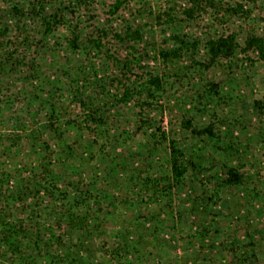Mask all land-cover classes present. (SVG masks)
Masks as SVG:
<instances>
[{
  "label": "trees",
  "instance_id": "16d2710c",
  "mask_svg": "<svg viewBox=\"0 0 264 264\" xmlns=\"http://www.w3.org/2000/svg\"><path fill=\"white\" fill-rule=\"evenodd\" d=\"M133 1L137 8L122 13ZM222 2L0 0V222L9 228L4 239L15 258L23 264H140L141 258L130 259L132 252L156 255V234L167 222L177 225L168 199L182 196L191 171L205 167L194 156L209 144L243 155L232 146L243 142V132L227 124L232 116L228 78L216 80L208 73L249 69L264 60V37L249 20L251 0ZM101 8L108 12L102 14ZM207 18L205 30L194 34L199 20ZM93 54L101 57L94 60ZM151 56L160 66L157 74H137ZM113 68L114 78L101 75ZM178 84L201 91L206 104L201 96H182ZM166 95L182 98L168 103ZM134 102L142 111L157 107L164 116L174 114L167 127L154 124L153 117L136 119L135 130L116 127L121 112L132 110ZM181 105L187 110L183 116ZM195 111L205 114V121L211 113L215 117L197 126L188 116ZM252 111L260 124L264 97ZM90 130L95 140L87 139ZM185 130L198 139L197 146L182 138ZM138 137L147 149L143 159L161 164L156 176L142 175ZM130 144L133 170L126 174L117 161L123 154L118 149ZM221 166L215 175H202L211 193L206 203L197 197L194 207L175 210L188 224L215 212L211 203L221 202V190L241 186L239 167ZM192 193L187 197L192 199ZM144 205L159 209L158 221L154 214L150 220L135 214ZM113 221L118 224L114 232L109 228ZM201 230L212 232L206 225ZM163 234L172 244L170 232Z\"/></svg>",
  "mask_w": 264,
  "mask_h": 264
},
{
  "label": "rangeland",
  "instance_id": "374dc122",
  "mask_svg": "<svg viewBox=\"0 0 264 264\" xmlns=\"http://www.w3.org/2000/svg\"><path fill=\"white\" fill-rule=\"evenodd\" d=\"M221 1H223L222 3L230 4L234 0ZM251 1L252 2L247 3V6L250 9H253L252 16H250L249 20H254V25L259 28L260 34L264 37V0ZM232 3L234 4L235 2ZM156 7H159V5L156 4ZM133 8H137V3L134 1L130 6H126L125 9L122 10V13L126 14V12L128 13L130 10H134ZM106 11L108 12L107 9L101 8L102 14H105ZM146 18L148 19L150 17L145 16L144 19ZM209 20V18L203 21L199 20L198 24L200 25H198L197 29H193L194 34L205 30ZM248 23L250 24V22ZM252 24L253 23L250 25ZM189 31L192 32V30ZM161 35L162 34L158 32L156 37L160 39ZM93 56L95 58L94 60H98L101 57L100 54V57L98 55L95 57L94 54ZM147 64L148 65L145 66L147 68L144 69L145 71L141 69L137 72V74H147L148 71L157 74L160 70V66L157 64V60L154 59L153 56L149 57ZM114 70L115 68L111 69V71H107L106 73L102 72L101 75H107L114 78L116 76V71ZM236 72L237 74L235 75L234 73ZM119 73L120 72L117 74ZM208 75L213 78L215 77L216 80H218L219 77L223 78V80L228 78L227 80L229 87L231 88L232 95L228 96L231 98V101L227 104L230 110L229 115L232 116L230 117V123L227 121V124L230 125V127L236 128V133L243 132V142L239 145H235V147L232 145L235 150H241L243 155L238 156L235 153H233V155H229L228 153L217 150L209 143V145L206 146V151L202 153L199 152L196 155L194 154L196 163L204 161L205 167L200 169L198 168L196 171H191V174L189 175L190 178L187 181L188 184L186 190L182 191L184 192L182 196L177 195L178 197L175 196L174 199L172 197L168 199L167 197L168 203L171 201L175 208L174 215L177 214L178 217L177 219L175 218L177 225L175 226L172 222H167L166 224H163L164 226L161 228V224L156 223V221L159 220L157 217L159 209L155 206H150L146 209L147 206L144 205V207L137 210L138 212L135 213L145 216L143 218L148 220H150L154 214L156 221H152V223L149 221L147 224L153 226L154 229L155 226L158 225L162 232L160 234H156L159 239L155 248L156 255L148 256L149 251L146 250L145 252L147 255L144 257V254H138L134 251L132 252L133 256L130 258L134 262L135 260L141 258L140 260H143V262L140 264H264V112L260 114V124L259 122L255 123L253 121L254 117H251L250 115V113H253L252 110L255 108V101L262 100L264 97V60L257 59L256 63L249 69L235 67L232 69L220 70L219 68H214L208 73ZM185 83L187 84V82ZM177 86L179 90H181L182 96H186L189 100L196 96H201L200 100L203 101V106L206 104L205 100L202 99L203 94L200 93L201 91L193 92V90H191L189 92L188 88L184 85L178 84ZM118 87L119 86L116 83L113 90H116ZM178 96L166 95L165 101L168 103L171 100L178 101V98H182ZM136 100H138V98H136ZM132 107V110L124 109V111L121 112L122 116L119 117V124L116 127L121 128L122 130H135L136 119L141 118L142 120L144 118L149 119L151 117L154 118L152 119L154 124L167 127L170 121L169 118H171L174 114L167 113V115L164 116L159 112L157 107L148 111H142L144 109L141 107V104L138 103L137 105L135 102ZM216 109H218V113H221L219 107ZM186 113L187 110L181 105L179 114H182L183 116ZM189 115L194 117L193 119L195 121V125L197 126L205 125L215 117L214 113H211L210 115L205 116L208 118V121H205V119H203L205 114L201 115L199 114V111L192 112L188 114V116ZM239 122L240 125H238ZM8 125L10 124H7V126ZM92 132L94 131L90 130L87 138L90 141L95 140L96 138L95 134ZM181 136L183 139L187 138V144L190 147L193 148V144H196L197 146L198 143L195 141L198 139L193 137V134L190 131L185 130ZM231 138L233 141H236V143L238 142V140L234 139L235 137L233 138L230 136L229 140ZM142 140V137H138L135 141V144H138L137 147L139 145L141 146V155L139 157L140 160L142 159V167L140 166L142 168V175L146 178L147 176H156L161 171V164L153 163L150 159L149 161L143 159L147 158L148 155L147 149L144 148ZM229 142L232 143L231 141ZM133 146L134 144L126 146L122 145V147L118 149V151L123 154L118 156L117 161L121 164V169L126 174L130 171L132 172L133 170V157L131 156ZM209 153H211V155ZM160 156L164 160L168 157L167 153L163 151ZM226 162L230 165H237L239 167V171L241 175H243L241 186L226 187L224 190H221V196L217 199L219 200L221 198V202L217 203L215 200L213 203H211V201L209 202L212 204V208L215 212L212 215H199L197 217V224L193 226L192 224H188V221H186V219H181V215L175 210L178 209L182 211V207L186 209L194 207L193 199H196L197 197L204 198V201L202 199L200 200V203H204L205 197L207 195L209 196L211 193H206V189L203 187L205 179H202V175H215L223 169L221 165L223 163L226 164ZM201 172L202 174L200 175ZM12 185H14L13 182L11 183V186ZM192 190L194 191V194L192 193ZM191 193L192 199H190V196L187 197V195H190ZM171 198L172 200H170ZM168 211H170V209H168ZM166 213L169 214L168 212ZM178 219L180 221H177ZM190 219H193V217L190 216ZM144 225L146 226V223ZM205 225L211 227L212 232L204 231L203 233L201 228ZM106 227L107 225L105 228ZM109 228L112 232H114L118 230V224L113 221ZM199 228L200 230L198 231ZM8 229L9 228L0 222V264H23V260L15 258V256L12 255V252L8 251L9 246L6 244L4 239V233ZM134 230H136V233H134L135 236L137 235L138 237V229L134 227ZM166 230L171 234L169 238H173V243H170L169 245L165 242V240H168V235L164 236L165 234H163ZM193 232L197 233L195 237H193L195 234ZM148 233L150 235L152 232L148 231ZM202 235H204V237H202ZM196 237L197 239H195ZM102 238L103 237H98L99 240ZM203 260L208 261L205 263ZM26 261L29 262L31 260ZM49 261L50 260H42L41 264H50Z\"/></svg>",
  "mask_w": 264,
  "mask_h": 264
}]
</instances>
